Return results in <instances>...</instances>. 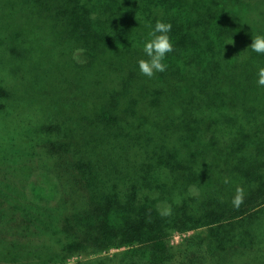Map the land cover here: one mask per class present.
Segmentation results:
<instances>
[{
	"label": "trees",
	"instance_id": "trees-1",
	"mask_svg": "<svg viewBox=\"0 0 264 264\" xmlns=\"http://www.w3.org/2000/svg\"><path fill=\"white\" fill-rule=\"evenodd\" d=\"M157 20L171 23L174 50L166 71L149 78L138 60L146 24ZM256 35H264V0H0L5 83L38 91L47 111L29 174L51 179L57 202L44 209L38 181L23 172L18 186H0L8 193L0 219L6 210L25 222L43 217L38 230L58 243L53 264L113 248L124 249L85 264H258L264 54L249 47ZM203 229L172 242L174 232Z\"/></svg>",
	"mask_w": 264,
	"mask_h": 264
},
{
	"label": "rangeland",
	"instance_id": "rangeland-1",
	"mask_svg": "<svg viewBox=\"0 0 264 264\" xmlns=\"http://www.w3.org/2000/svg\"><path fill=\"white\" fill-rule=\"evenodd\" d=\"M2 48L3 47L0 46V80L1 83H5V79L8 77V63L4 62L3 64V61L5 60L4 55L8 57V54H6L5 51H2ZM18 57L22 58L20 55ZM11 79L13 82L9 81L5 83L7 88H2L4 87L3 85L0 86V93L5 91V89H8L12 93L14 92V99L10 101L8 97L4 95L0 96V105H3L0 111V186L3 188H7L9 181H12L18 186L20 179L17 178L24 175L23 172L27 174L28 178L30 177V174H32L31 178L33 179L30 180H35L37 169H33V171L29 174V168L31 169V166L38 167L39 156L38 154L35 157L31 156L32 147L30 146L35 147L44 142V139H38V131L36 128L40 126L42 118L45 119L44 116L47 113L44 104L38 103L40 102L38 100V91H34L31 88L27 90L26 86L21 85V82L17 84L16 80H13V78ZM31 140L34 141L31 142ZM24 163L25 167L23 168ZM37 178L38 179L35 181H38V189L42 192V195H44L43 198L45 199L42 202L40 201L41 206L45 209L56 205V199L51 198L49 191V188L51 187L47 184L48 182H52V180L46 179L43 176ZM26 190L29 192V187H27ZM55 192V198L59 197V191ZM5 194L8 193H5L2 190L0 196L3 198V195ZM32 195L24 196L26 197L28 204H33V202H31L33 201L31 200ZM6 212L7 213L4 216L5 219H0V237L2 238L0 239V264H53L52 261H56V259H58L57 256L55 259V256L53 255L57 252L55 247L58 243L49 234L41 233L38 230L39 222L37 220H41L43 217L33 218V216H27L25 222L16 215V212L8 210H6ZM11 217L14 219L10 220ZM31 218L35 220V223H29ZM21 223L28 225L30 227L29 230L19 233L18 230H22V226H24V224ZM207 231L208 229L198 230L197 232H174L172 235V242L175 245L181 243L184 238H187L192 234H198L200 232L206 234ZM28 240H32V244H28ZM10 243H12L13 246L10 245ZM260 245L261 246H258L261 250L259 254L260 263L258 262V264H264V244L262 243ZM123 249L124 248H113L103 254H92L88 257L72 256L65 261V263L85 264L87 262L89 263L90 260L94 261L95 258L100 259L102 257L115 256ZM146 256L149 258L150 254L147 253ZM47 259H52V261H46ZM157 262L159 264H164L161 259L157 260ZM250 263L251 261L247 259L240 261V264Z\"/></svg>",
	"mask_w": 264,
	"mask_h": 264
},
{
	"label": "clouds",
	"instance_id": "clouds-1",
	"mask_svg": "<svg viewBox=\"0 0 264 264\" xmlns=\"http://www.w3.org/2000/svg\"><path fill=\"white\" fill-rule=\"evenodd\" d=\"M146 27L150 29L147 34V38L143 44V52L146 56L138 60L139 71L144 76L152 78L156 73H163L167 69V65L164 62L168 53H171L174 48L168 35L171 31V23H165L157 20L154 27L151 22L146 24ZM249 47L252 51L258 54H264V35H256L251 39ZM257 83L259 86L264 87V67H259L257 72ZM228 177L224 178V183H229ZM245 197V190L242 186L237 185L235 193L232 198V204L234 207L239 208L243 203ZM171 209L167 208L162 211L161 215H170Z\"/></svg>",
	"mask_w": 264,
	"mask_h": 264
}]
</instances>
